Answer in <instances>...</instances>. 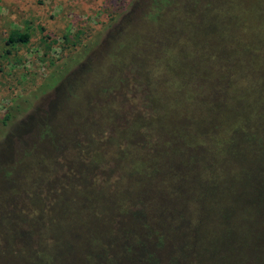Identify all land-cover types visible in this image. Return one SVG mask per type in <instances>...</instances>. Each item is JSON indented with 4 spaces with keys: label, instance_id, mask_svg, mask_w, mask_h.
Returning <instances> with one entry per match:
<instances>
[{
    "label": "trees",
    "instance_id": "16d2710c",
    "mask_svg": "<svg viewBox=\"0 0 264 264\" xmlns=\"http://www.w3.org/2000/svg\"><path fill=\"white\" fill-rule=\"evenodd\" d=\"M173 2L3 140L0 264H264V0Z\"/></svg>",
    "mask_w": 264,
    "mask_h": 264
},
{
    "label": "rangeland",
    "instance_id": "374dc122",
    "mask_svg": "<svg viewBox=\"0 0 264 264\" xmlns=\"http://www.w3.org/2000/svg\"><path fill=\"white\" fill-rule=\"evenodd\" d=\"M149 1L0 0V119L5 109L15 101H21V97L29 98L32 104L29 111L17 115L7 127L0 129V145L9 134L19 130L21 120L36 110L44 114L49 110L54 102V89L40 90V86L52 73H61V80L70 79L71 73L83 62H89L90 56L99 57L112 51L118 54L114 43H119V37H128V43L142 39L137 28ZM171 1H174L171 8L176 9L172 11L178 12L188 0ZM199 1L198 7H206L208 2L216 5L215 0ZM12 30L27 32L29 41L6 45L7 34ZM84 45H90L92 49H85L81 58L78 51L83 50ZM70 61L75 66L68 71L65 64ZM55 81L54 78L50 85ZM42 90L46 92L42 93ZM61 113L57 109L58 123L64 122Z\"/></svg>",
    "mask_w": 264,
    "mask_h": 264
}]
</instances>
